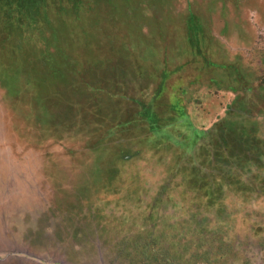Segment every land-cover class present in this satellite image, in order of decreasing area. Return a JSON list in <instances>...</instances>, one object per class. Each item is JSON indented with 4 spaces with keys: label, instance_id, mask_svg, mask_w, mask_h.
<instances>
[{
    "label": "rangeland",
    "instance_id": "374dc122",
    "mask_svg": "<svg viewBox=\"0 0 264 264\" xmlns=\"http://www.w3.org/2000/svg\"><path fill=\"white\" fill-rule=\"evenodd\" d=\"M263 239L264 0H0V264Z\"/></svg>",
    "mask_w": 264,
    "mask_h": 264
},
{
    "label": "trees",
    "instance_id": "16d2710c",
    "mask_svg": "<svg viewBox=\"0 0 264 264\" xmlns=\"http://www.w3.org/2000/svg\"><path fill=\"white\" fill-rule=\"evenodd\" d=\"M213 241L214 242H217V241H219V239L217 240V239H213ZM227 245H229V244H227ZM250 246H253V243H248V244H246V246H245V248H244V251H246V253H247V249H249V247ZM257 246H259L257 249L258 250H260V247L261 248H263L264 249V239L262 240V241H260L259 243H258V245ZM223 246L220 244L219 245V247H218V250L215 252V254H216V256L214 257V260H213V262H218V260L224 255V252H226L227 253V251L226 250H223ZM210 252V251H209ZM225 253V254H226ZM226 256V255H225ZM223 257V259H222V262L225 264L226 262H227V260L229 259L228 258V256H226V257ZM245 257H246V261L244 262V264H253L252 262H251V260L252 259H250V257H249V255H248V253L245 255ZM227 264V263H226Z\"/></svg>",
    "mask_w": 264,
    "mask_h": 264
}]
</instances>
